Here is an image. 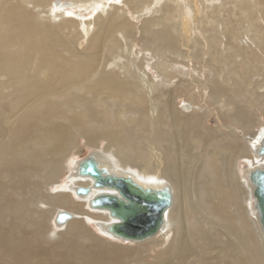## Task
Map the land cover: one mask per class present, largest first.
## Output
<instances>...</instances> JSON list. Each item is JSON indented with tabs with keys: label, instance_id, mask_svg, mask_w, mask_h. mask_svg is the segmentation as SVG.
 Here are the masks:
<instances>
[{
	"label": "bare ground",
	"instance_id": "1",
	"mask_svg": "<svg viewBox=\"0 0 264 264\" xmlns=\"http://www.w3.org/2000/svg\"><path fill=\"white\" fill-rule=\"evenodd\" d=\"M98 1H70V8L89 4L85 6L86 12L91 8L93 11L86 18L66 11L67 3L60 0H0V165H10L8 169L19 173L18 166H23L24 174L28 173L30 178L38 176L46 188L60 182L69 164L74 166L65 189L52 195L49 192L50 203L42 198L38 201L52 216L59 212L72 215L66 220V232L72 234L79 249L68 250V241L64 239L60 264L70 263L71 252L72 258L76 254L72 259L75 264H114L116 247L122 245L118 240L137 243L143 250L151 245L166 246L158 253L162 261L157 264H214L220 257L212 256L213 252H222L215 247L213 238L218 235L216 214L218 205L225 200V190L234 197L240 227L233 228L223 205L220 212L228 218L224 229L235 235L244 232L246 239H241L238 249L248 254L252 264H264V235L254 209L248 170L244 179L238 169L240 160L250 163L251 171L264 166V157L258 155L264 141V125L258 118L261 114L253 113L254 108L248 105L254 101L264 114V76L259 69V53L264 55V0H239L231 9L233 12L239 8L249 23L245 31L253 47L242 49L235 31L224 26V40L216 32L207 37V62L203 57V39L194 37L192 13L196 6L190 0H159V5L162 1L163 4L155 11L157 3L154 8L153 0ZM50 5L55 8L47 12L49 17L36 13V7L49 9ZM126 6L133 17L143 12L152 14L144 17L139 27ZM206 20L202 22L211 24ZM138 34L143 37L142 47L150 59L144 54L137 58H133L135 53L132 58L128 54ZM222 47L243 56L244 60L234 65L235 70H222V64L229 60L232 63ZM179 57L206 64L212 72L206 81L196 75L187 79V87L199 92L196 90V96L189 91L184 94L187 100L182 106L178 103L180 86L168 90L148 71L151 66L163 83H174L171 79L177 73L169 72V68ZM247 60L254 63L247 67ZM114 64L117 69L112 67ZM246 77L248 81L243 80ZM256 77L260 82L249 88L247 85ZM204 95L212 104L229 109L230 119L237 127H228L227 132L208 129L209 111L202 101ZM74 136L83 138L88 146L103 149L104 153L92 155L107 174L131 177L145 188L170 189L172 203L155 235L142 241L123 240L108 231L119 220L107 209L91 207L96 195L107 189H94L92 178L76 175L81 162L69 161L76 150ZM222 183L225 187L219 186ZM79 187L92 189L88 195L80 196L76 192ZM200 187L205 189L206 200L200 199L203 192L198 195ZM39 191L44 195L42 189ZM65 191L76 193L88 208L75 213L59 211L69 202L63 196ZM179 197L182 209L177 214ZM240 200L243 206L251 200L256 218L251 224L241 218ZM243 210L246 213L247 206ZM191 213L193 218L188 217ZM73 220L77 223L71 224ZM91 222L100 235L89 233L86 225ZM62 223L56 220V226L62 227ZM52 224L47 225L52 237L61 239V233L52 229ZM172 234L173 240L166 244L165 238ZM18 245L14 239L2 249L16 255ZM232 256L237 264L247 263L237 254ZM31 260L29 257L28 261Z\"/></svg>",
	"mask_w": 264,
	"mask_h": 264
},
{
	"label": "rangeland",
	"instance_id": "2",
	"mask_svg": "<svg viewBox=\"0 0 264 264\" xmlns=\"http://www.w3.org/2000/svg\"><path fill=\"white\" fill-rule=\"evenodd\" d=\"M70 1L71 0H63V1L60 0V2L63 4L67 3L66 6H64V8H66V11L72 10L75 13V15L80 14L81 16L86 17V18L92 14V11H93L92 8H91V10L86 12L87 9L85 6H88L89 4H87V5H85V3L78 4V6L75 5L74 7L70 8L69 7ZM112 1H115V3L118 2L117 0H112ZM158 1L159 0H156V1L153 0L154 3H152V5L153 4L156 5V3H157V5H156L157 8H155L156 6L153 5L155 8V9H153L154 11L161 9V6L163 4L162 3L163 1H162L161 5H159ZM237 1H239V0H214V1L213 0H190V3L193 2V3H195L194 6H196L193 9L194 14L192 13V15L194 16L192 19V23H194V28H196V33H194V37L197 39L200 38V40L203 39L202 42L206 46V47L204 46V48H205L204 54H206V55H203V57L205 56L204 62L205 61L207 62V59H209V57H208L209 56L208 55L209 54V49H208V47H209L208 43L209 42L207 40V37H209L212 33L214 34L215 32L217 33V35L220 36V34H222V36H223V33H221V32H222L224 26L231 28L235 31V34L239 39L240 46H242V49L245 50V49L252 46L250 39L247 40L248 36H247L246 31H245L248 28L249 23L247 22L246 19H244L245 17H243L241 12L239 11V8L234 9L233 12L231 10L232 8H234V5L237 3ZM98 2L100 3L101 0H99ZM81 5H84V6H81ZM187 5H189V3ZM40 8H41V10H40ZM54 8L55 7L53 5H50L49 9L48 8H42L40 6L36 7L35 9H37L36 13L38 12L39 14H42L41 15L42 17H49L48 13H50L51 10L53 11ZM126 8H127V10H129L131 17H133L131 9L127 6H126ZM151 8H153V7H151ZM256 8H258V5H256ZM151 14H148V12H143V13L138 14V15L136 14V16L133 17L132 20L134 22H136L139 27H141V25H143L144 17H148ZM204 16H205V18H204ZM201 19H203L202 21H205L207 19L206 21L211 22V24H207L206 22H202ZM262 25L264 26V23H262ZM197 29H198V31H197ZM224 33H227V32H224ZM141 37H142V35H140V34H138L135 37V41L133 44L134 46H132V48H130L128 50L129 51L128 54L129 53L132 54V55L131 54L129 55L131 58L134 55L135 56L133 58H137L138 56L141 57L144 54L147 57H149L148 59H150L151 58L150 54L148 52H146V53L144 52V49L142 47L144 45V40L142 41L143 37L142 38ZM223 40H224V36H223ZM246 41H248V42H246ZM222 48H223V50L225 49L224 54L226 56H230L232 59V63H230V60H229L228 64H226V65L222 64L221 65L222 70L225 71L226 68L230 69V70H235L234 65L241 63V61L244 60L243 56L236 55V53L233 50L231 51V49L227 50L225 47H222ZM233 52H234V54H233ZM259 54L262 57V58H260V60L262 61V64H259V66H260L259 69L262 73L261 77H263L264 76V55H262L261 52ZM237 56L239 58H237ZM181 60H184V61L182 62ZM251 60L246 61V62H249V63H247V67H250V63H252V64L254 63L253 61L251 62ZM180 61H181V63H180ZM193 61H194V65H193ZM185 62H187V63L184 64ZM175 63H172L171 66H173V64H174V66L169 68V72H171L173 74L175 72L177 73V77H173L171 79V81L174 83H170V82H168V80H167V83H163L164 82L163 78L151 66L148 69V71L152 75H154V78L158 82V84H160L162 87H164L168 90H171L174 86H178V87L180 86V89H181L180 95L181 96L178 100V103L181 104V106H182V104L187 100V98H186L187 94L186 93H188V91L190 93L194 92V95L195 94L197 95V91H198L197 89H196L197 91L196 90L191 91V88L187 87V85H188L187 79L191 80L193 75L194 76L196 75L195 77H200V80L206 81L207 77L209 76L210 73L212 74V72H209L206 64L203 65L199 62L196 63V61L194 59L187 58V61H186V58L179 57V61L175 62ZM175 66H177L179 69H177ZM112 67L117 69L115 64ZM175 69H176V71H175ZM177 70H178V72H177ZM184 72H186V73H184ZM191 73H192V75H191ZM235 73L238 74V72H235ZM213 74H214V72H213ZM222 74L224 75L225 73L222 72ZM257 79L258 78L256 77L253 80L254 82L252 81V83H249L247 86L249 88H254V85L256 83L260 82V80L259 79L257 80ZM243 80L248 81V77L244 78ZM178 83H181V84H178ZM176 84H178V85H176ZM195 86L198 87L197 85H195ZM184 89H186V90L183 93ZM184 94H186V95H184ZM202 101L204 102V105L206 104L205 106L208 109L207 111H209V116H208L209 127H208V129L212 130L213 132H215L214 130H222V131L227 132L228 127H231V126L237 127V125L235 126L230 119L231 111L229 109L225 108L224 105L221 104L218 106V105L212 104L210 101H208V98L206 95H204V98L202 99ZM248 105H250L252 108H254L253 113L256 112L255 114H258V112H259L261 114V116L258 118L260 119V123L262 125H264V114H263V112L260 111V109L254 103V101L248 102ZM73 138H75L74 139L75 140L74 149H76V150H75V152H72V154H70V156H69V159H70L69 161L71 163L77 162V161L82 162L83 159H85L89 155H92V153H94V152L95 153L96 152H103L104 153L103 149L101 150L100 148H93L92 146L86 145V143H84L83 138H79L78 136H74ZM76 152H77V154H76ZM239 162L240 163H239L238 169H240L241 173L244 176V179H247V177L245 176L247 170L245 168H246V166H248L250 169L251 164L246 162L245 160H240ZM3 166L5 168H3L2 165H0V249H1V251H0V264H44L46 261H48V264H49V262L51 264H58V263L60 264L61 263L60 254H61V251H63V240L64 239H66L68 241V250H71L70 247L73 248L72 250H75V248L79 249L78 248L79 246L74 243L75 238L72 236V234H70L69 232H66L65 223L68 220L65 221L64 223H62L63 224L62 227L56 226V214L54 216H52V214L49 211L43 210L44 205L39 206L38 201L40 198H42L47 203H50V197L52 194L58 193L60 190L65 189L64 187H66L67 184H69L68 177H70L74 172V166H71L69 164L67 171L64 174H62V176L60 178V182L56 183L55 185L53 184L52 186L47 187V188H46V185L40 181L38 176L34 175V177L30 178L28 173L24 174L21 171L23 169V166H18L21 169L20 170L21 174L19 172H17L15 169H8L9 167H7V166H10V165H7V166L3 165ZM24 167H26V166L24 165ZM22 174H24V175L22 176ZM222 184L223 185H219V186L225 187L224 183H222ZM39 189H42L44 195H40ZM200 189H201V187H200ZM204 190L205 189L202 188L198 192V195L200 193L202 194V192H203V194L201 196L199 195L200 199H202V201L207 199L206 196L204 195L205 194ZM225 191H226V197H225V200L223 202L224 204L221 203V205L220 204L218 205L219 206V212L216 214L217 215L216 220L218 222V224H217L218 230H216V231H217L218 235L216 238H213V236H212L213 241L216 242L215 247H217L218 249H220L222 251V252H220V251L216 250L213 252L212 256L220 257V259L217 260L214 264H237V262L233 261L234 260V258L232 256L233 254H237L239 259L241 258L243 260V262H247L246 264H252V261H250V257L247 258V256H246L247 253L245 254L244 252H242L238 249V245H240V242L242 241L241 239H246L245 233L244 232L242 233L240 231L239 235H235V234H232V232L231 233L227 232L223 227V224H226V220H228L229 216H231L229 218V220L232 223L233 228L238 229L240 227V220L238 219L239 216H238V213L235 212V206L234 205L236 203L234 204V201H235L234 197L230 191H228V190H225ZM49 192L51 195L48 194ZM64 193L65 194H63V196L67 197L66 200L69 202H68V205L65 204L66 207L62 206L59 211L68 210V211H72L75 213V212H77V210L84 211V209L88 208L86 202L77 198L79 196L76 195V193L74 194L70 191H65ZM66 193H67V195H66ZM227 193H228V195H227ZM227 197H230L231 200H230V198H227ZM251 197H252V195H251ZM232 198H233V200H232ZM227 199H229V200H227ZM230 201H232V202H230ZM178 202L179 203H178L177 209L179 208L180 210L179 211L176 210V212H177V214H180L181 209H182V206L180 207V197H179ZM239 203L243 209H244V206L245 207L247 206L246 213L242 209V214L244 217L242 216L241 218H242L243 222H247V224H251L253 222V220L256 219L255 213L253 212L254 210L251 207V200L249 202L247 201V203H245L244 206H243V203L241 202V200L239 201ZM223 205H225V209L227 211V213H225V214L227 215L228 218L226 217V215L224 213L220 212L222 210L221 208ZM178 212H180V213H178ZM192 215H193V213H191L190 216H188V217L190 218ZM181 216L182 215H179L180 218H181ZM191 218H193V216ZM71 222H73L71 224H76L77 220H73ZM46 223H48L50 225L53 223L52 225L55 228L53 227L52 229H54L55 231H59V233H61V235H62V238L61 239H54L51 235L52 231L49 228H47L48 224L46 225ZM86 227H88L89 230L88 229L87 230L89 231V233L93 232V233H97L99 235L101 234L99 229L92 222L89 223L88 225H86ZM68 228H69V225H68ZM75 229L76 228L74 226L73 230H70V232L73 233L75 231ZM172 235H169L168 237L165 238L164 241H166V244H168L169 242H171L173 240L174 234H172ZM14 239L19 243V245H18L19 251L16 255L11 253V252L10 253L5 252L4 249H2L4 246H6L10 242H12ZM255 241L258 242L257 237L255 238ZM118 242H120L122 245L116 247L117 257L114 260L111 259L114 264H157L158 262L162 261V259L158 258V256H159L158 253L162 250V248L166 247V246L163 247V245H159V246H155L153 248L152 247L153 245H151L148 249L143 250L142 248L139 247L140 245H138L137 243H131L128 241H120V240H118ZM146 244H149V243H146ZM146 244H144V245H146ZM224 244L227 246V248L225 246H223ZM156 250H158V251H156ZM70 254L73 256L72 252L68 254V257L69 256L71 257V258L69 257V259H68V260H70L69 264H75L72 259L75 258L76 254L74 255L73 258ZM253 255H254V252H253ZM29 257L32 258V260L30 262L28 261ZM39 257H40V259H38ZM46 257L49 260H47ZM139 257L143 258V260L139 261V259H138ZM35 258H37V260H35ZM52 258H54L55 261L52 260ZM57 258H58V260H57ZM166 259L167 258H165L164 260H166ZM39 260H40V263L38 262ZM41 261L42 262L45 261V262L42 263Z\"/></svg>",
	"mask_w": 264,
	"mask_h": 264
},
{
	"label": "water",
	"instance_id": "3",
	"mask_svg": "<svg viewBox=\"0 0 264 264\" xmlns=\"http://www.w3.org/2000/svg\"><path fill=\"white\" fill-rule=\"evenodd\" d=\"M258 155L264 157V141L258 149ZM248 180L255 201L259 223L264 235V166L249 171ZM76 175L92 178L94 189H107L91 201V207L107 209L119 222L109 227V232L123 240L142 241L155 235L164 223L165 211L172 203L170 189L145 188L128 176L109 175L102 169L93 155L87 156L80 163ZM91 187H79L76 192L86 196ZM113 190L114 193L111 191ZM117 191V193H116ZM69 212H59V223L71 219Z\"/></svg>",
	"mask_w": 264,
	"mask_h": 264
}]
</instances>
